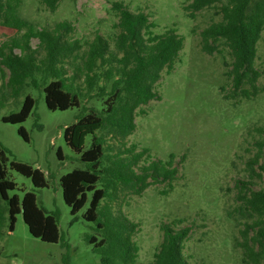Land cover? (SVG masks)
I'll use <instances>...</instances> for the list:
<instances>
[{"label":"rangeland","instance_id":"1","mask_svg":"<svg viewBox=\"0 0 264 264\" xmlns=\"http://www.w3.org/2000/svg\"><path fill=\"white\" fill-rule=\"evenodd\" d=\"M192 1L61 0L58 10L52 13L40 0H24L20 8V16L37 30L51 31L59 23H70L73 31L66 38L70 42L78 41L82 49L74 54V57L79 54L80 58L72 66L68 65L69 76L76 74L77 68L83 65L81 57L97 34L107 39L114 49L120 32L115 27L118 18L111 11L114 2H124L133 12L148 14L157 26L156 34L175 28L185 38V47L174 72L170 75L164 72L156 86L162 100L151 101L137 110V128L125 141L126 147L104 133L110 156L134 147L136 153L148 149L139 167L158 160L168 161L171 154L176 156L174 164L178 173L172 190L168 183L149 179L151 185L142 193L133 188H121L117 199L110 202L115 213L122 211L139 225L134 237L140 248L137 264L154 261L164 239L163 225H171L176 230L190 228L184 245L189 264H244L243 251L238 247L243 227L238 214L237 184L250 181V162L259 155L258 143L264 140V76L257 83L260 92L256 97L247 99L235 91L229 77L233 62L230 49L220 42V54L209 55L202 50L201 34L211 24L222 20L221 4L197 13L192 20L184 10ZM20 36V32L1 26L0 48L12 44ZM31 46L38 50L40 58L45 57L39 40H32ZM257 50L255 66L264 71V31ZM14 52L20 54L19 49ZM9 78V71L0 68V89L7 92L0 94V145L11 152L7 162L8 177L17 185L9 196H18L22 201L26 193L32 192L47 215L58 211L62 239L49 244L34 238L23 214L17 216L12 232L8 204L0 197L3 211L0 264H66V261L69 264H102L101 256L86 241L88 235H97L96 225L83 217L93 194H89L87 205L75 217L64 201L61 180L75 170L89 168L81 161V155L68 146L66 128L85 115L84 108L88 113H100L108 97H98L100 91L96 89L83 99L80 108L51 111L43 86L36 88L29 82L15 97L8 94ZM77 85L86 90L84 77ZM104 86L108 93L111 92L112 84L103 79L98 88ZM244 88L252 91L249 86ZM27 96L36 102L29 119L18 125L5 123L3 118L20 112ZM142 111L145 114H141ZM22 127L29 141L19 134ZM91 143L92 137H88L85 150ZM13 161L41 170L48 186L36 188L31 179L11 170ZM252 182L255 190L264 187V177ZM103 188L102 183L98 184V189Z\"/></svg>","mask_w":264,"mask_h":264},{"label":"trees","instance_id":"2","mask_svg":"<svg viewBox=\"0 0 264 264\" xmlns=\"http://www.w3.org/2000/svg\"><path fill=\"white\" fill-rule=\"evenodd\" d=\"M23 1L0 0V27L21 33L20 38L12 44H4L0 48V68L5 67L10 73L8 94L18 96L29 82L36 88L43 86L51 111L80 108L83 99L96 89L100 91L98 97H108L105 109L100 113H88L84 108L85 115L65 130L68 146L81 155V161L89 168L75 170L62 178L63 197L76 217L87 205L89 194H93L90 207L83 217L96 225L99 236L88 235L86 241L101 256L102 264H137L140 248L134 237L139 225L129 220L122 211L115 213L110 202L117 199L121 188H133L142 193L151 185L149 179L168 183L172 190L178 173L174 164L176 156L171 154L168 161L158 160L139 167L140 161L149 153L148 149L136 153L134 147L119 150L115 156H110L106 135H112L113 139L124 145L136 131L137 110L151 101L162 100L156 86L164 72L168 75L174 72L185 47V38L175 28L161 35L156 34L154 30L157 26L150 21L148 14L133 12L124 2H114L111 11L118 18L115 27L120 31L114 41V49L107 39L97 34L81 57L83 65L77 68L76 74L69 76V66L80 58L79 54L75 57L74 54L82 49L78 41L70 42L66 38L73 31L70 23H59L51 31L37 30L20 16ZM60 1L40 0L52 13L58 10ZM219 3L222 20L202 32V50L209 55L220 54L218 44L223 42L233 58L229 72L233 87L236 92L251 99L259 94L257 83L264 76V71L255 66L257 45L264 31V0H193L184 6V10L194 20L197 13ZM34 39L39 40V48L45 51V57L40 58L38 50L31 46ZM15 49H19L20 54H15ZM39 74L40 77L37 76ZM81 77H84L86 90L77 85ZM103 79L112 84L111 92L108 93L105 86L98 88ZM244 86H249L252 91ZM6 93L0 89V94ZM35 105V100L27 96L20 112L4 117L3 121L13 125L23 124L31 116ZM141 114L145 113L142 111ZM19 134L29 141L23 127ZM88 137H92V143L85 150ZM258 148L259 155L249 165L250 181H239L237 184L238 214L243 227L240 231L242 241H238V247L243 251L244 264H264V187L255 190V183L252 182L264 177V140L258 143ZM9 154L11 152L0 145V197L8 204L10 230L14 231L17 216L23 214L24 222L34 238L44 243H59L62 236L58 211L47 215L32 192L26 193L22 201L18 196H9V192L17 189L16 183L8 177ZM10 166L11 170L31 179L36 188L48 186L41 170L15 161ZM258 169L260 172H257ZM100 183L103 189H98ZM2 212L0 209V228ZM161 229L163 242L154 261L149 264H189L184 255V245L189 238L190 228L176 230L171 225H163ZM66 264L69 262L66 261Z\"/></svg>","mask_w":264,"mask_h":264}]
</instances>
